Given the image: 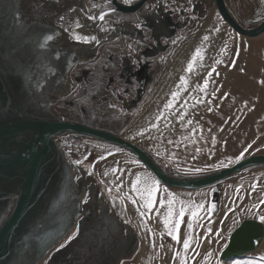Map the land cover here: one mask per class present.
<instances>
[{
  "label": "water",
  "instance_id": "95a60500",
  "mask_svg": "<svg viewBox=\"0 0 264 264\" xmlns=\"http://www.w3.org/2000/svg\"><path fill=\"white\" fill-rule=\"evenodd\" d=\"M63 1L0 0V264H127L141 239L123 199L97 175L101 158L93 160L88 154L72 161L58 137L79 135L115 145L133 154L163 186L189 191L218 186L245 170L264 167V155L246 157L202 177L178 178L137 143L66 121L54 105L76 91L79 82L73 71L93 61L114 39H92L91 31L81 30L90 28L76 24L85 20L93 28L99 20L91 18L90 10L85 18H76V6ZM216 6L241 36L264 34V20L246 28L226 0H216ZM152 82L127 112L138 108ZM263 241L264 224L244 220L220 259L245 257Z\"/></svg>",
  "mask_w": 264,
  "mask_h": 264
},
{
  "label": "rangeland",
  "instance_id": "374dc122",
  "mask_svg": "<svg viewBox=\"0 0 264 264\" xmlns=\"http://www.w3.org/2000/svg\"><path fill=\"white\" fill-rule=\"evenodd\" d=\"M226 1L246 28H253L264 20V0ZM210 7L208 15L194 21L171 40L168 51L158 60L151 76L153 82L146 88L138 108L130 114L126 111L125 115L100 107L92 115L93 124L129 135L168 174L178 178L202 177L246 157L264 155V34L256 38L241 36L215 7ZM96 27L97 33H91L94 37L110 38ZM117 44L118 40L114 39L105 46L117 49ZM198 51L200 55L196 56ZM190 63L193 64L191 71L188 70ZM87 93L90 95L87 91L82 97L60 103L59 111L67 112L72 120H77V114L89 117L81 111V108L91 110L87 106L92 103ZM137 121V134H129L128 127ZM98 126L95 128L101 129ZM58 143L72 161L88 154L97 160L106 156L97 147H108L79 135L63 136ZM124 162L141 179H147L133 162L127 159ZM148 173L151 183L157 181ZM226 181L200 191L161 189L159 184L151 209L144 206L137 193L131 192L132 200L126 203L127 213L141 245L127 264H264L261 259L264 241L258 250L245 257L220 259L226 248L223 245L228 244L241 221L249 215L264 216V194H257V198L253 194L251 200L234 198L233 192L225 191V187L239 184L241 180L232 177ZM255 188L261 189L258 185ZM169 204L173 215L166 226L164 219ZM182 207L184 215L180 217ZM194 211L198 212L195 219ZM241 212L249 215L240 216ZM175 224H179L178 231L170 235L169 229ZM174 235L179 239H174ZM185 241L189 242L187 250L183 246Z\"/></svg>",
  "mask_w": 264,
  "mask_h": 264
},
{
  "label": "flooded vegetation",
  "instance_id": "af4514ba",
  "mask_svg": "<svg viewBox=\"0 0 264 264\" xmlns=\"http://www.w3.org/2000/svg\"><path fill=\"white\" fill-rule=\"evenodd\" d=\"M85 1L87 9L99 20L96 26H99L101 33H108L109 37L118 40L117 49L103 45L93 61L78 65L72 75L79 82L76 91L69 98L58 101L54 107L66 121L94 128L98 126L92 123L95 108L104 107L125 114L140 97L156 70L163 54L159 53L160 49L171 43L194 21L208 15L210 6L217 9L216 0ZM79 15L81 19L82 13L77 14V17ZM101 15L104 16L103 20L99 19ZM171 35L173 38L168 40ZM87 91L92 102L87 106L91 110L81 108V111H85L89 117L77 114V120H72L67 112L63 114L59 111L60 103L82 97Z\"/></svg>",
  "mask_w": 264,
  "mask_h": 264
},
{
  "label": "crops",
  "instance_id": "0c3cea01",
  "mask_svg": "<svg viewBox=\"0 0 264 264\" xmlns=\"http://www.w3.org/2000/svg\"><path fill=\"white\" fill-rule=\"evenodd\" d=\"M146 111V110H145ZM147 113L144 112V116ZM143 116V117H144ZM142 118V117H141ZM139 121V120H138ZM137 121V124L133 125V127H130L128 124V133L129 134H137L135 132L136 127L139 125ZM134 124V121H133ZM111 131V130H110ZM113 132V131H112ZM119 136H122L123 138L137 143L133 138H130V136L125 135L120 132H113ZM98 143L104 144L108 147L98 148L99 151H103L106 153V156L99 157L101 158L100 162L97 166V175L100 179V181L107 186L108 188L112 189L114 192L118 193V195L124 200L125 204L132 200L131 196L133 195L131 192L137 193L138 199H142L145 203V200L142 198L141 193L134 191L133 186L140 188L143 190L145 183L151 184V177L148 172H150L145 166H143L139 160L130 152L121 149L115 145H112L110 143L98 141ZM107 148H112L114 150L107 152L105 151ZM118 149V151L116 150ZM116 150V151H115ZM127 159L130 162L134 163V167L140 170L143 175L147 176V179H141L138 174H136V170H132L131 166H127L124 162V160ZM249 171V172H248ZM150 174L153 176V174L150 172ZM241 177H237V176ZM137 178H140V183L137 184ZM155 178V177H154ZM236 178H240L241 182L239 184H233L234 186L225 187V191L229 190L233 192L234 198L238 199V196L244 197V198H257V194L262 195L264 194V167H258V168H252L245 170L233 177V180ZM156 179V178H155ZM228 182V181H225ZM224 182V183H225ZM160 184V183H159ZM223 184V183H222ZM230 184V183H229ZM236 185V186H235ZM255 185H258L261 187V189H256ZM161 189H165L167 187L160 184ZM219 186V185H218ZM228 186V185H224ZM169 190H172L170 188H167ZM254 194V195H253ZM127 207V205H126ZM128 211V208H127ZM249 213H239L240 216H247ZM255 220L261 222L260 218H256L254 216L249 215L248 218H245L244 220ZM243 220V221H244ZM241 221V223L243 222ZM240 223V224H241ZM264 224V223H263Z\"/></svg>",
  "mask_w": 264,
  "mask_h": 264
},
{
  "label": "snow or ice",
  "instance_id": "6c2138e0",
  "mask_svg": "<svg viewBox=\"0 0 264 264\" xmlns=\"http://www.w3.org/2000/svg\"><path fill=\"white\" fill-rule=\"evenodd\" d=\"M91 18L95 19V17H91ZM99 19L103 20L104 16L101 15L99 17ZM77 39H79V37H77ZM92 39H95V37H92ZM199 55H200V53L198 51L196 53V56H199ZM193 61H195V57L193 58ZM192 67H193V64L190 63L188 65V70L191 71ZM262 83H264V82H262ZM205 87H206V84H205ZM171 106L172 105H168V107H171ZM139 183H140V178H137V184H139ZM158 187H159V182L153 181L151 184L145 183L143 190H141L140 188H138L134 185L133 190L141 193L142 198L145 200L144 206L148 209H151L153 207L154 202H155V193L158 191ZM172 215H173V211L171 209V204H169V212H168V215L164 219V223L166 226L170 223V218L172 217ZM179 215H180V217H183V215H184L183 207L181 208ZM192 215H193V218L195 219L196 216L198 215V212L194 211L192 213ZM260 220L262 223H264V216H261ZM189 227H191V225H189ZM178 228H179V224H175L173 228L169 229V234L170 235L173 234L174 230L178 231ZM173 238L177 239V240L179 239L178 236H176V235H174ZM183 246H184L185 250H187L189 248V242L185 241ZM223 247H227V244L223 245ZM261 259H264V257H261Z\"/></svg>",
  "mask_w": 264,
  "mask_h": 264
},
{
  "label": "bare ground",
  "instance_id": "6f19581e",
  "mask_svg": "<svg viewBox=\"0 0 264 264\" xmlns=\"http://www.w3.org/2000/svg\"><path fill=\"white\" fill-rule=\"evenodd\" d=\"M85 0H64L63 1V5H71V6H76V8L78 9V11L80 12V13H82V15H81V19L82 18H85L86 17V13H88L87 12V10H86V5H85ZM219 12V11H218ZM77 14H79L78 12L76 13V15H75V17L77 18ZM80 19V20H81ZM86 22L87 21H81L80 23H78V25L76 24V27H78L79 25H80V27H83L82 25H85V27H83V28H90V29H87V30H85V29H81V30H83V31H91V33H95V31H96V29H97V27H90V25H86ZM76 27L75 26H73V28L74 29H76ZM105 37L106 36H104L103 37V39H105ZM102 39V40H103ZM176 71V70H175ZM162 83V82H161ZM161 89V88H160ZM165 92V91H164ZM166 93V92H165ZM165 95V94H164Z\"/></svg>",
  "mask_w": 264,
  "mask_h": 264
}]
</instances>
